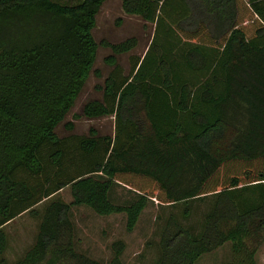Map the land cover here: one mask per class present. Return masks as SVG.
Segmentation results:
<instances>
[{
    "label": "trees",
    "instance_id": "trees-1",
    "mask_svg": "<svg viewBox=\"0 0 264 264\" xmlns=\"http://www.w3.org/2000/svg\"><path fill=\"white\" fill-rule=\"evenodd\" d=\"M106 0H0V264H102L75 247L72 206L123 213L135 228L149 200L210 198L193 233L169 212L156 264H194L228 242L223 264H257L264 244V0H119L154 24L124 74L116 56L137 41H101L111 66L87 119L113 116L112 135L60 136L93 70L96 16ZM72 131L73 124L66 123ZM113 183L134 190L110 198ZM68 187L70 201L61 191ZM39 205V208L37 207ZM41 206V207H40ZM27 213L34 240L13 262L6 224ZM189 207H184L187 217ZM108 264H123L114 240Z\"/></svg>",
    "mask_w": 264,
    "mask_h": 264
},
{
    "label": "rangeland",
    "instance_id": "rangeland-1",
    "mask_svg": "<svg viewBox=\"0 0 264 264\" xmlns=\"http://www.w3.org/2000/svg\"><path fill=\"white\" fill-rule=\"evenodd\" d=\"M92 33L99 44L93 70H97L100 74L96 76L93 71L90 73L71 111L56 128V132L60 136L70 132L87 134L90 126L94 127L101 135L113 134V116L87 119L81 115L82 105L86 101L101 99L100 87L103 86L105 78L111 70V66L105 61V57L111 51L102 46L101 41L118 42L128 37L136 39L137 44L133 49L116 56L117 63L123 69L124 74H128L132 58H142L145 54L154 33V24L145 22L139 16L125 14L119 0H106L96 16V25ZM70 122L73 124L72 131H68L65 126ZM110 191L111 200L118 204H128L137 197L134 190L123 184L113 183ZM60 196L65 201H70L69 188H64ZM211 204L210 198L192 200L187 204L179 202L166 206L149 200L131 232L125 229L123 213L99 215L87 205L72 206L70 219L75 229V247L100 260L102 264H108L112 255L111 243L116 239H121L125 243L121 256L123 264H156L158 234L165 216L169 212H173L183 224L191 228L193 233H197L203 215L210 209ZM186 206L190 209L187 217L183 215ZM37 207L39 208V205ZM36 229L37 220L27 213L6 224L8 248L4 255L8 262H13L32 244ZM231 256L230 244L226 242L214 251L203 254L194 264H223L229 261ZM257 264H264V244L257 254Z\"/></svg>",
    "mask_w": 264,
    "mask_h": 264
}]
</instances>
